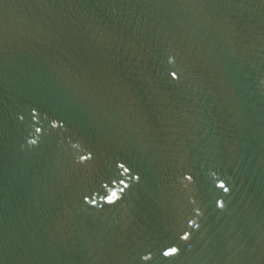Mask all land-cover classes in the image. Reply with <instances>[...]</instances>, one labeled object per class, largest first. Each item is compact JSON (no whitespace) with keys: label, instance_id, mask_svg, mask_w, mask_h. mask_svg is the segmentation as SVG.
Segmentation results:
<instances>
[{"label":"water","instance_id":"1","mask_svg":"<svg viewBox=\"0 0 264 264\" xmlns=\"http://www.w3.org/2000/svg\"><path fill=\"white\" fill-rule=\"evenodd\" d=\"M0 264H264V0H0Z\"/></svg>","mask_w":264,"mask_h":264},{"label":"snow or ice","instance_id":"2","mask_svg":"<svg viewBox=\"0 0 264 264\" xmlns=\"http://www.w3.org/2000/svg\"><path fill=\"white\" fill-rule=\"evenodd\" d=\"M172 75H173V78H175V73H172ZM120 167L123 168V165H120ZM220 187L223 188L224 185L221 184ZM225 191H227V189H225ZM115 198H116V194L113 193V194H112V197L109 199L108 202L111 203ZM93 203H95V201H93ZM183 238H184V239H187V235H185ZM176 252H177V249H176V248H170L168 251L164 252V255H166V256H171V255H174ZM148 258H149V257H145V259H148Z\"/></svg>","mask_w":264,"mask_h":264}]
</instances>
